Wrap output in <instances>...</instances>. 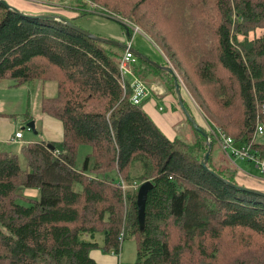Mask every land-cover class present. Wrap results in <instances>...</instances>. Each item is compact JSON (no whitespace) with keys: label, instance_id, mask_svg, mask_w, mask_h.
Returning <instances> with one entry per match:
<instances>
[{"label":"trees","instance_id":"trees-1","mask_svg":"<svg viewBox=\"0 0 264 264\" xmlns=\"http://www.w3.org/2000/svg\"><path fill=\"white\" fill-rule=\"evenodd\" d=\"M92 1L100 6L103 0ZM151 1L159 6L162 0ZM207 2L185 0L182 6L184 27L195 31L191 44L199 47L198 72L204 82L218 85L222 107H242L240 132L233 136L220 128L264 159V142L255 138L257 124H264V35L249 48L248 38L239 39L264 20V0H212L209 13ZM169 8L166 18L173 15ZM18 9L0 0V83L57 81V95L44 98L42 110L62 123L63 138L23 145L27 169L18 154H0V264H100L90 253L101 249L97 234L103 229L105 253H120L125 238L136 237L135 264H264V194L239 185L264 188L236 176L211 132L206 130L212 151L204 166L209 143L190 123L193 141L170 139L145 111L148 99L139 105L130 101V89L120 81L123 47L60 19L36 17L44 10ZM139 60L134 67L139 78L159 79L176 94L171 72ZM225 117L237 121L234 113ZM80 145L92 151L77 168ZM148 180L154 186L142 232L137 197ZM21 187L38 188L39 197L19 195ZM206 240L219 244L207 248Z\"/></svg>","mask_w":264,"mask_h":264},{"label":"rangeland","instance_id":"rangeland-1","mask_svg":"<svg viewBox=\"0 0 264 264\" xmlns=\"http://www.w3.org/2000/svg\"><path fill=\"white\" fill-rule=\"evenodd\" d=\"M7 1V0H6ZM9 2H16L18 0H8ZM7 1V2H8ZM28 1V0H26ZM101 1V0H100ZM103 1H109L111 4H114L113 7H106ZM102 9L104 8L105 11H98L97 13L102 15V18L111 19L109 22L114 23L119 30V32H123L125 27L122 25V22L125 23L130 27L131 32V39L129 38V34L125 32L126 39L125 41L117 40L115 38L109 37L108 35L99 36L109 39H114L121 42H128L133 39V36L137 33L145 34L149 38L153 39L161 49H159L162 53V57L164 61H166V65L171 66L174 68L178 82L181 84V91L183 98L187 102V106L189 110L193 113V117L196 121L204 127L205 131L211 132L213 139L217 145H219V141L217 137L214 135L215 127L220 128L221 126L227 127L230 133L235 136L238 132H240V118H238L242 114V107L239 104L235 105L234 108L225 109L222 107V102L218 99L217 90L218 85L214 83H207L204 82L203 79L200 77V73L198 72V68L200 63V52L198 43H194L197 45V49L191 44V38L195 34V31L188 27H184V23L182 21V16L185 14L183 11L182 6L185 4V0H162L159 6L153 4L151 0H103ZM8 2V3H9ZM96 3V2H95ZM104 3V4H103ZM28 5H34L31 1H28ZM215 4L212 0H208L205 4L204 10L209 13L210 9L214 7ZM71 7V6H70ZM169 7L173 8V15L170 18H166L164 15V11L168 9L171 10ZM46 9H49L45 7ZM111 8V9H110ZM43 9V8H40ZM51 11L57 12V8L50 9ZM77 16L79 14H84L79 9H74ZM114 18H117L116 21ZM79 26H82L81 22L78 21ZM246 34H240L239 39L244 40L248 38L247 47L249 48L252 45V41L259 38L260 36L264 35V20L257 25L255 28H251ZM241 46V42L239 44ZM156 47V46H155ZM157 48V47H156ZM243 51L247 50L243 45L240 47ZM158 49V48H157ZM245 52V51H244ZM138 58V57H137ZM138 62H140L138 58ZM219 75H222L219 72ZM44 81V80H43ZM42 80L37 82L33 89H36L39 85L41 88L38 89L39 94L37 96L41 97L43 94H50L51 88L46 87L44 89V83ZM55 83V82H54ZM149 85L151 83L160 84L166 88L165 84L162 83L159 79H154L147 81ZM162 84V85H161ZM56 85V84H55ZM163 88V87H162ZM46 90V91H44ZM167 91V88H166ZM36 96V98H37ZM35 97V96H34ZM42 104V103H41ZM39 111H42V107H40V103L38 105ZM220 112V113H219ZM222 112V113H221ZM236 115L237 121H234L233 117H225L226 115L233 114ZM43 114V112H41ZM223 114V115H222ZM187 121V128L186 131L188 133L192 132V128L189 125V121ZM177 127H182V125H177ZM176 127V128H177ZM221 129V128H220ZM39 130V129H38ZM25 134L24 143H16L11 144L10 146L6 147V151L9 153H16L18 154V158L20 161L21 166L24 169H27L28 166V158L23 151V145L28 144L30 142H37L43 140L41 136V132L36 135L33 130L25 127L22 131ZM193 133V132H192ZM193 135V134H192ZM181 139L186 141H193L192 138H187L181 135ZM175 139V138H174ZM257 140L260 142H264V135L257 137ZM27 142V143H25ZM189 143V142H187ZM179 149H181L179 147ZM184 152L190 151L181 149ZM204 150V149H203ZM92 151V148L88 145H80L78 148L77 160H76V167L81 168L86 156ZM215 153L217 155H222V152L217 148L215 145ZM206 154V153H205ZM223 162V161H221ZM236 166L240 171L243 173L256 177V178H263L264 173L259 167H256L255 164H250L247 162H243L241 160L235 161ZM234 165V164H233ZM234 165V167L237 169ZM237 169V170H238ZM237 176V175H236ZM241 178V177H240ZM19 195L37 199L39 197V189L36 187H21L18 191ZM25 203L24 201H21ZM129 201H127L124 205V210H129ZM97 240L100 242L101 250L104 247V229L97 234ZM254 240V239H253ZM219 244L214 240H206L205 245L208 248L209 244ZM209 251H212V247L209 248ZM137 250H138V241L135 236L128 235L125 240L123 241L122 248H121V260L124 264H135L137 261ZM220 247L218 249V252ZM223 247H221L220 253L214 256V259L221 255ZM103 251V250H102ZM95 252V251H94ZM105 252V251H104ZM111 253V252H106ZM195 255L198 257V253L196 252Z\"/></svg>","mask_w":264,"mask_h":264},{"label":"crops","instance_id":"crops-1","mask_svg":"<svg viewBox=\"0 0 264 264\" xmlns=\"http://www.w3.org/2000/svg\"><path fill=\"white\" fill-rule=\"evenodd\" d=\"M9 3L15 7L31 12H39L41 10H44L45 13L54 14L56 16L63 15L68 19L74 20L77 25H79L78 21L81 22L82 26L80 27L96 35H101L95 33L98 32L103 33L102 35H108L109 37L115 38L117 40L125 41L126 39L125 32H119L116 25L109 22V20L111 19L106 20L107 18H102L101 14L97 12L86 11L84 9H81L84 14H79L77 16L74 9L80 8H76L74 7V5L69 3H63V0H60V3L58 4L56 2H49L47 4L35 3L34 5H28V1L26 0H18L16 2ZM45 7L49 9H46ZM53 8H57L58 11H51L50 9ZM139 34L140 33H137L133 36V47L146 56L150 57L152 60L158 63H163L164 59L159 48L157 49L155 47L154 43L147 35ZM40 80L42 79H35L18 86L14 85L13 80L6 83H0V154L3 152H7L5 150L6 147L10 146L11 144L24 143L23 141L25 139V134L22 131L30 121L35 122L37 133H34L38 135V133L41 132L43 141H62V123L45 113L41 114L43 110L39 111L38 109L39 103L40 107H42L41 103L43 102L44 98L55 97L57 95V81L42 80L44 83V89H46V87H50L51 93L45 95L43 94L41 98L34 92L36 91L39 94L38 89L41 88V85H39L36 89H33L35 84L37 82H40ZM162 87L161 88L163 89V93L161 95L152 92V94L144 104L145 111L151 116V118L155 121L159 128L170 139H174L178 136L181 137L180 134L184 137L192 138L193 133H188L186 131L188 124L187 121H185L186 116L179 105L177 94L173 95L172 93L166 91V88L163 85ZM160 106H164L165 109L161 111L159 109ZM177 125H182V127L179 128L177 127ZM38 129L40 130V132ZM18 131H21L23 133L21 139L14 138L16 132ZM237 176L241 177L242 180L245 179L247 185L264 188V177L256 178L243 173V171H240L239 169ZM90 254L100 264L123 263L120 253H105L101 249H93L91 250Z\"/></svg>","mask_w":264,"mask_h":264},{"label":"built area","instance_id":"built-area-1","mask_svg":"<svg viewBox=\"0 0 264 264\" xmlns=\"http://www.w3.org/2000/svg\"><path fill=\"white\" fill-rule=\"evenodd\" d=\"M28 1L38 4H47L49 2H56L57 4L60 3V0H28ZM63 3L72 4L74 5V7L81 8L86 11L98 12L104 10L102 9L101 6H99L97 3H95L92 0H63ZM126 43H128L129 48L125 49V52L120 61V66H119L120 81L125 88L128 85L130 89V101H132L136 105H139L142 104L143 101L148 99L152 94V92L161 95L163 93V89L160 87L159 84L155 85L154 83H151V85H149L146 81L142 80L135 74L134 67L138 62V58L134 50H132L131 48L133 47V41L130 40ZM159 109L162 111L165 109V107L160 106ZM213 133L219 141V146L221 150L235 166H236L235 164L236 160H242L255 164L256 167H259L264 173V159H261L252 151L251 145L237 143L232 136L228 135L225 131H223L220 128H215V131ZM263 134H264V124L259 122L257 124L255 138L260 137ZM22 136L23 133L21 131H18L16 132L14 138L21 139ZM121 186L123 189L127 188V185L123 180H121ZM123 238H124V232H122L119 237L121 242ZM112 253L117 254L114 252Z\"/></svg>","mask_w":264,"mask_h":264},{"label":"water","instance_id":"water-1","mask_svg":"<svg viewBox=\"0 0 264 264\" xmlns=\"http://www.w3.org/2000/svg\"><path fill=\"white\" fill-rule=\"evenodd\" d=\"M1 1L7 7H10V8H13L14 10H16V11H19V9L17 7L12 6L6 0H1ZM36 17H46V18H49V19H60V20H62L64 22H66L69 26L77 29L78 31H80V32H82V33H84V34H86L88 36L94 37L97 40H100V41H103V42H107V43H111V44H115V45L123 47L124 49H128L129 48V45L126 42H120V41H117V40H114V39L104 38V37L98 36L96 34H93V33L89 32V31L85 30L84 28L80 27L76 23L71 22L69 20H66V19L62 18L61 16H56V15L50 14V13H44V14L36 15ZM114 19L116 21H118L117 18H114ZM122 25L125 27L126 33L130 35V32H129L130 31L129 30L130 27L128 25H126L125 23H123V22H122ZM131 48H132V50H134V52H135V54H136V56L138 58H141V59L147 61L148 63L152 64L155 67L165 68V69H167V71H169V72H171L173 74V76L175 78V91H176V94H177V97H178L179 105H180L183 113L185 114L186 118L188 119V121L190 122L192 127L196 131H198L201 135H203V137L209 143L208 150H207L206 154L204 155V159L202 161L203 165L207 166V163H208L211 151H212V144L209 142V134L207 133V131H205L199 125V123L196 121V119L193 117V115L190 113V111L186 107L185 102H184V98H183V95H182V91H181V84L178 82V78H177V75H176V72H175L174 68L171 67V66H168V65L167 66L161 65L160 63L152 60L150 57H148L145 54L141 53L140 51L136 50L134 47H131ZM26 127L31 129V130H33L35 133H37L34 121L28 122ZM49 147H51L52 150L55 149V147L53 145H51V144H49ZM153 186H154L153 182L148 180V181L143 182L141 184L139 190H138V197H137L138 221H139L140 230L142 232L145 230V225H146V203H147V199H148V194H149L150 190L153 188ZM239 187L242 188V189L249 190V191H253V192H258L260 194H264L263 191H261L259 189H256V188L246 187V186H243V185H239Z\"/></svg>","mask_w":264,"mask_h":264}]
</instances>
